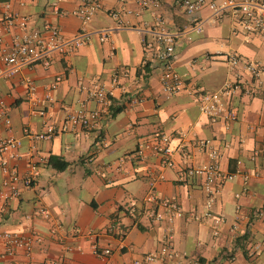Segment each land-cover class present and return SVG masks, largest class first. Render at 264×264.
Segmentation results:
<instances>
[{
  "label": "crops",
  "instance_id": "0c3cea01",
  "mask_svg": "<svg viewBox=\"0 0 264 264\" xmlns=\"http://www.w3.org/2000/svg\"><path fill=\"white\" fill-rule=\"evenodd\" d=\"M8 1L11 10L29 17L34 28L56 25L65 38H71L83 26L72 14L77 0L62 2L58 15L50 0ZM101 3L85 26L90 35L87 44L67 58L51 55L48 67L27 66L0 81L11 120L9 128L0 126V137L19 139L23 155L35 146L45 158L33 186L23 188L18 199L0 200V231L27 234L34 229L43 240L34 245L30 258L0 250V264H134L161 246L169 226L175 248L202 263L264 264V222L253 216L264 205V74L251 77L242 65L231 69L225 60L232 51L248 59H264V36L243 35L230 13L215 15L208 7L194 14L202 27L195 34L186 29L190 18L176 0H162L156 14L171 30H183L176 39L174 66L184 89L167 97L161 90L160 64L144 68V34L135 28L153 25L155 14L140 10L132 1ZM126 9L133 13L126 14ZM110 11H119L125 23L118 25ZM103 33L105 39L100 41ZM5 38L9 41L10 35ZM57 75L62 80L51 92L43 120L33 112L27 82L35 85L36 96L43 97ZM226 81L240 83V90L227 99L237 120L211 122L199 110V94L214 91ZM95 83L115 85L111 105L102 108L95 127L67 130L42 141L24 135V127L40 132L44 123L59 124L81 105L87 110L100 108L87 98ZM133 97H141L142 102L130 105ZM161 135H167L174 148L170 167L153 149ZM204 140L217 149L220 168L235 173L213 204L214 213L223 217L217 236L209 219L196 218L205 210L203 178L184 176L187 166L208 161L200 146ZM50 157L66 161L67 167L56 169ZM17 164L25 167L23 156ZM245 175H249L246 181ZM149 192L175 200L182 215L171 224L151 219L144 201ZM40 206L50 212L48 219L33 214ZM55 222L62 229L52 234ZM111 225L122 229V237L108 231ZM62 243L72 250H65ZM94 246L98 252L109 248L111 253L97 255ZM255 246L259 249L250 255Z\"/></svg>",
  "mask_w": 264,
  "mask_h": 264
},
{
  "label": "built area",
  "instance_id": "2783aa9c",
  "mask_svg": "<svg viewBox=\"0 0 264 264\" xmlns=\"http://www.w3.org/2000/svg\"><path fill=\"white\" fill-rule=\"evenodd\" d=\"M65 1L71 0H50L52 11L57 15L60 14V4ZM101 1L77 0V6L72 10V14L80 19L83 26L74 36L65 38L56 25H45L42 29L32 27L29 17L12 11L8 0H0V81L16 76L27 66L40 64L48 67L51 55L56 53L62 58H67L87 44L90 35L85 26L91 21L94 14L102 8ZM124 1H132L140 10H150L155 14L156 22L153 25L145 24L139 28L135 27L137 31L144 34V63H159L161 67V90L167 97L178 94L184 89V83L182 77L175 70L174 57L176 39L183 30H171L165 24L164 19L156 14L161 8L162 0ZM176 2L183 14L190 18V23L186 29H190L195 34L201 33L202 27L201 23L194 18V14L202 7H208L215 15H222L225 12L230 13L239 28V32H242L243 35L258 34L264 36V0H176ZM124 12L126 14L133 13L130 9H126ZM109 14L118 25L121 26L125 23L119 11H110ZM236 32L238 31L235 29L234 33ZM5 35H10L9 41L6 40ZM99 39L103 41L105 34L100 35ZM225 60L231 69L242 65L251 77L259 78L264 74V59H248L232 51L225 55ZM61 80L62 76L57 75L52 83L46 87V93L43 97L36 96L35 85L27 82L28 97L33 112L43 120L47 115L48 104L52 101L51 92L57 88ZM115 80L116 76L114 77ZM261 85L264 90V81H261ZM114 86V83L109 87L95 83L88 90L87 98L94 100L100 108L87 110L81 105L70 110L59 124L44 123V129L40 132H34L24 127V135L32 140L42 141L50 140L58 133L67 130L95 127L101 117L102 108L111 105ZM239 90L240 83L238 81H226L214 91L202 92L198 97L199 110L207 115L211 122L219 120L225 123L235 122L237 113L229 106L227 99ZM140 102H142L141 97H133L129 100L130 105H136ZM10 124L9 108L2 96L0 85V126L4 125L9 128ZM210 142V140L200 142V146L207 153L208 161L200 165L187 166L184 169V176L203 178V191L206 195L205 210L200 217L196 215V218L209 219L213 235L217 236L223 223V217L214 213L213 204L224 182L232 179L235 173L225 172L220 168L219 153ZM20 148L21 141L19 139L0 137V200L2 201L18 199L23 188L33 186L37 179L39 163L45 159L37 154L35 146H32L25 155L20 152ZM153 149L161 156L165 166L170 167L173 165L174 148L171 146L167 135H161L153 145ZM22 156L26 163L24 168H20L17 164ZM248 177L249 175H245L244 180L246 181ZM144 201L148 205L147 214L154 221H167L171 224L175 218L182 215V210L175 200L158 198L152 192H149ZM132 209L131 207L129 211L131 212ZM33 214L46 219L50 217V212L43 206L34 210ZM253 216L255 219L264 222V205L255 209ZM61 229V223L55 222L50 229V233L54 234ZM108 231L118 237L123 235L122 229L115 225L109 226ZM87 232L91 234L92 231ZM173 237L172 227L169 226L161 246L154 252L144 253L141 258L134 261V264H141L142 262L155 264H216L213 262L202 263L185 252L178 251L174 246ZM42 240V236L34 229L27 234L4 229L0 231V250L8 256L23 255L25 258H30L34 245ZM61 245L67 251L72 250L69 245L63 243ZM258 249L259 247L255 246L250 255H254ZM94 252L101 256L111 253L109 248L98 252L95 246Z\"/></svg>",
  "mask_w": 264,
  "mask_h": 264
},
{
  "label": "trees",
  "instance_id": "16d2710c",
  "mask_svg": "<svg viewBox=\"0 0 264 264\" xmlns=\"http://www.w3.org/2000/svg\"><path fill=\"white\" fill-rule=\"evenodd\" d=\"M147 67H148V64H145V65H144V68H147ZM49 163H50L53 167H55L56 169H58V170H62V169H64V168H66L67 165H68V163H67L66 161H63V160L58 159V158H52V157H50V159H49ZM125 212H126V214H130V213H129V209L126 210Z\"/></svg>",
  "mask_w": 264,
  "mask_h": 264
}]
</instances>
